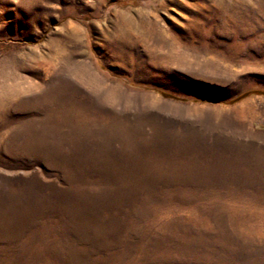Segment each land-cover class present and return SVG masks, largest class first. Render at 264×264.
<instances>
[{
    "label": "rangeland",
    "instance_id": "rangeland-1",
    "mask_svg": "<svg viewBox=\"0 0 264 264\" xmlns=\"http://www.w3.org/2000/svg\"><path fill=\"white\" fill-rule=\"evenodd\" d=\"M0 264H264V0H0Z\"/></svg>",
    "mask_w": 264,
    "mask_h": 264
},
{
    "label": "bare ground",
    "instance_id": "bare-ground-1",
    "mask_svg": "<svg viewBox=\"0 0 264 264\" xmlns=\"http://www.w3.org/2000/svg\"><path fill=\"white\" fill-rule=\"evenodd\" d=\"M71 32L72 33H69V35H67L69 38H74V35H76V33H77V35H78V30L77 29H75V28H72L71 27ZM71 35V36H70Z\"/></svg>",
    "mask_w": 264,
    "mask_h": 264
}]
</instances>
